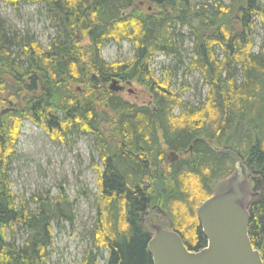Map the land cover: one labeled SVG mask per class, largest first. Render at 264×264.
I'll return each instance as SVG.
<instances>
[{
  "label": "trees",
  "instance_id": "16d2710c",
  "mask_svg": "<svg viewBox=\"0 0 264 264\" xmlns=\"http://www.w3.org/2000/svg\"><path fill=\"white\" fill-rule=\"evenodd\" d=\"M1 1L17 11L41 6L55 33L45 48L29 30L0 21V264H47L55 222H74L67 196L28 198L13 189L11 163L25 120L60 143L92 138L99 195L80 264H154L143 225L149 210L168 215L190 250L206 246L197 209L235 164L202 138L247 165L249 233L264 260V51H254L264 0ZM112 41L131 42L132 58L107 62L103 48ZM158 54L176 62L161 78L153 66ZM180 65L185 79L177 89ZM193 74L207 87L197 104L184 100ZM113 79L139 84L150 103L124 99L110 89ZM17 230L27 235L21 244Z\"/></svg>",
  "mask_w": 264,
  "mask_h": 264
},
{
  "label": "rangeland",
  "instance_id": "374dc122",
  "mask_svg": "<svg viewBox=\"0 0 264 264\" xmlns=\"http://www.w3.org/2000/svg\"><path fill=\"white\" fill-rule=\"evenodd\" d=\"M205 1L213 0H196ZM0 21L8 26L13 25L19 32L29 30L45 48L55 33L45 11L37 4L24 5L17 11L0 0ZM183 32L188 34V29L184 28ZM191 47L192 43L187 37L185 48L189 50ZM261 50L264 51V30L259 25L255 33L254 51ZM133 55L134 47L129 41L123 42L122 45L112 41L103 48V57L109 63L130 59ZM169 65L175 66V60L158 54L153 65L156 76L161 78L163 67ZM184 70V66L180 65L172 79L173 86L177 89L185 79ZM186 78L190 82V88L185 92L184 100L197 104L204 98L207 87L198 74ZM123 85L124 90L118 93L124 99L136 104L150 103L152 98L145 88L136 83ZM77 88L81 90V86ZM172 153H168L169 159L177 160ZM93 159L96 163H101L89 135H74L70 144L60 143L53 140L42 127L31 120L23 122L17 155L11 163L10 176L14 191L28 198L36 194L53 198L62 195L74 202L73 225L67 221L54 224V245L47 264H80L86 250L92 244L91 233L96 219V202L99 195L97 173L91 167ZM247 173L249 174V171ZM226 180L227 178L222 179L218 183V190L226 187ZM251 187L248 176L249 199L253 194ZM153 211L149 210L145 217L146 228L152 232L155 225L162 224L166 227L169 224L167 222L171 220L168 215L164 213L155 215ZM26 236L22 230L16 231L18 243H23ZM105 254L107 257V253ZM100 264H105V261L101 260Z\"/></svg>",
  "mask_w": 264,
  "mask_h": 264
},
{
  "label": "water",
  "instance_id": "95a60500",
  "mask_svg": "<svg viewBox=\"0 0 264 264\" xmlns=\"http://www.w3.org/2000/svg\"><path fill=\"white\" fill-rule=\"evenodd\" d=\"M124 88L117 79L110 84V89L116 92ZM204 140L209 146L214 145ZM214 150L229 155L235 169L227 178L226 187L213 193L197 209L206 246L190 250L177 231L157 224L148 243L154 264H264L249 233L248 169L238 153L224 147H214ZM172 154L175 159L179 158L175 152Z\"/></svg>",
  "mask_w": 264,
  "mask_h": 264
},
{
  "label": "flooded vegetation",
  "instance_id": "af4514ba",
  "mask_svg": "<svg viewBox=\"0 0 264 264\" xmlns=\"http://www.w3.org/2000/svg\"><path fill=\"white\" fill-rule=\"evenodd\" d=\"M170 153H172V152H170ZM169 157V156H168ZM224 179V178H223ZM222 179H219V180H216L215 181V188H217L218 186V183L221 181ZM216 190V189H215ZM146 214H148V211H147V213ZM155 215H156V213H154ZM156 217H158V216H156ZM170 220V219H169ZM159 223H161L160 221H158ZM167 223H169L167 226H166V228H168V229H171V230H175V228L173 227V224H172V222H171V220L170 221H168ZM143 225H144V227L146 228V218L145 219H143ZM146 230L148 231V232H150V234H151V237H152V235H153V232L152 231H150L148 228H146ZM176 231V230H175ZM179 233V232H178ZM185 243V242H184ZM207 244V243H206ZM199 249H201V248H199ZM198 248L197 249H194V250H199ZM192 250V249H191Z\"/></svg>",
  "mask_w": 264,
  "mask_h": 264
},
{
  "label": "bare ground",
  "instance_id": "6f19581e",
  "mask_svg": "<svg viewBox=\"0 0 264 264\" xmlns=\"http://www.w3.org/2000/svg\"><path fill=\"white\" fill-rule=\"evenodd\" d=\"M204 139H206V138H202L201 140L202 141H204L206 144H207V142L204 140ZM209 140V139H208ZM209 141H212L213 143H214V145L213 146H209L208 144V146L209 147H211V148H213L214 149V147H220V146H218V145H216V143L213 141V140H209ZM230 150V149H229ZM221 154V153H220ZM223 155H225V156H229V155H226V154H223ZM230 157V156H229ZM231 158V157H230ZM232 159V158H231ZM233 160V159H232ZM234 161V160H233ZM244 162V161H243ZM234 164H235V162H234ZM245 164V163H244ZM246 165V164H245ZM246 167H247V165H246ZM234 169H235V166H234ZM247 169H248V167H247ZM234 172V171H233ZM229 177V176H228Z\"/></svg>",
  "mask_w": 264,
  "mask_h": 264
}]
</instances>
